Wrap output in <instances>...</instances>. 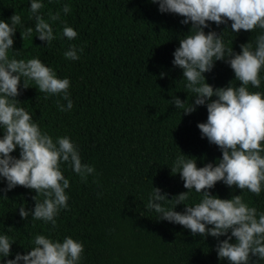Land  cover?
I'll return each instance as SVG.
<instances>
[{
	"label": "trees",
	"instance_id": "1",
	"mask_svg": "<svg viewBox=\"0 0 264 264\" xmlns=\"http://www.w3.org/2000/svg\"><path fill=\"white\" fill-rule=\"evenodd\" d=\"M39 2L44 5L40 14L45 19L49 12L61 13L60 20L49 21L55 39L48 46L35 31L25 41L21 37L24 27L35 25L31 0H0V20L11 23L10 17L15 13L21 17L14 35L15 51L9 50V57L39 58L58 78H68L73 107L60 111L57 102L67 103L62 94L39 93L34 81H29V88L25 89L23 79L17 97L22 103L19 106L54 141L57 137H70L82 163L93 166L95 173L83 182L67 162L61 163V170L70 181L65 190L69 200L68 208L56 217L55 228L50 222L20 216L21 206L30 212L34 209V190L16 186L6 193L0 191V235H8L14 242L11 254L0 259V264L15 259L17 253L27 254L37 234L61 242L70 236L82 242L84 252L79 264H229L227 259L218 257L217 238L194 236L182 225L158 220L159 215L146 208L153 187L162 189L161 194H169V199L189 191L181 176L172 174L170 169L178 155L196 157L198 167L215 165L222 159L221 149L202 138L197 127L207 121V106H197L194 113L187 115L169 102L178 96L191 103L193 94L187 93L183 69L173 65V53L180 39L189 33L191 23L184 25L181 21L185 17L161 13L159 5L150 0ZM65 4L71 8L67 14L62 11ZM208 23L205 32L224 33L225 45L233 47L235 53L241 52V44L251 40L254 43L261 31L236 33L231 31V21ZM65 25L77 31L74 40L63 36ZM72 45L78 50V60L64 56ZM161 73L165 74L163 78ZM204 75L214 88L227 87L232 81L239 86L225 61L215 62L213 70ZM249 88L264 92V70L261 87ZM3 135L0 127V138ZM11 155L19 158V147ZM5 188L7 181L0 177V189ZM205 191L221 199L243 195L250 207L264 212V189L257 196L219 181ZM200 199L201 194L192 190L185 203L192 206ZM185 207L180 204L176 211L183 212ZM256 260L253 257V264Z\"/></svg>",
	"mask_w": 264,
	"mask_h": 264
},
{
	"label": "clouds",
	"instance_id": "2",
	"mask_svg": "<svg viewBox=\"0 0 264 264\" xmlns=\"http://www.w3.org/2000/svg\"><path fill=\"white\" fill-rule=\"evenodd\" d=\"M150 2L158 4L161 13L185 17L182 24L191 23L189 33L180 39L179 47L173 53V65L183 69L187 93L193 94L191 103L178 96L169 102L187 115L194 113L197 106H207V121L197 127L202 138L221 149L222 159H218L215 165L207 163L198 167L196 157L181 152L170 169L172 174L181 176L184 188L189 191L169 199V194H161L162 189L153 187L146 208L157 213L158 220L182 225L194 236L217 238L216 251L222 261L253 264L255 257V264H259L264 261V212L258 213L256 207H250L243 195L221 199L205 190L214 188L219 181L242 191L247 189L257 196L264 189V92L249 88L250 85L256 89L261 87V72L264 70V0ZM43 7L39 0H31L30 11L35 25L20 31L23 41L31 38L34 31L41 41L47 42V46L55 39L49 21L60 20L61 13L49 12L48 19H45L40 14ZM62 11L67 14L71 8L65 4ZM10 21L0 20V127L4 130L0 138V177L7 181V188L0 191L6 193L16 186L34 190L37 193L33 197L34 209L30 212L21 206L20 216L25 220L31 216L33 220L50 222L55 228L56 217L62 209L68 208L69 200L65 190L70 187V181L65 178L61 163L67 162L83 182L95 173V168L82 163L79 150L70 137H57L54 141L51 135L41 131L27 110L19 106L22 103L17 97L21 94L23 79L25 89L29 88V81H34L39 93L62 94L67 103L64 105L58 101L57 106L60 111H69L73 107L69 93L71 82L68 78H58L53 69L39 58H10L9 50H13L14 35L17 25L21 24V17L15 13ZM228 21L232 22V32L259 29L260 34L254 43L251 40L241 44V52L235 53L233 47L225 45L224 33L205 32L208 22L220 25ZM62 31L68 40H74L78 35L67 25ZM77 51L72 45L64 56L78 60ZM79 51L82 52L83 48ZM217 61L230 65L235 73L234 81H238L239 86H234L232 81L227 87L214 88L207 82L204 73L211 72ZM164 75L161 73V78ZM17 147L20 149L19 158L11 155ZM192 190L200 193L201 199L190 206L185 201ZM168 204L171 207L166 206ZM180 204L186 206L183 212L176 211ZM222 236L227 238L219 240ZM13 243L8 235H0V259L11 254ZM33 244L27 254L17 253L15 259H8L6 264H20L21 261L23 264H79L84 252L83 243L70 236L61 242L37 234Z\"/></svg>",
	"mask_w": 264,
	"mask_h": 264
}]
</instances>
